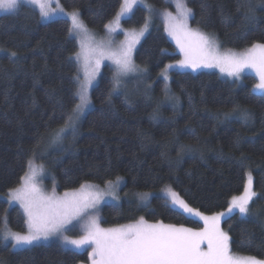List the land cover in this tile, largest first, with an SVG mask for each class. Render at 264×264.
<instances>
[{
    "label": "trees",
    "instance_id": "16d2710c",
    "mask_svg": "<svg viewBox=\"0 0 264 264\" xmlns=\"http://www.w3.org/2000/svg\"><path fill=\"white\" fill-rule=\"evenodd\" d=\"M146 1L172 8L166 0ZM122 2L59 0L97 32L105 29ZM187 6L193 13L190 26L213 36L222 48L264 44V0H187ZM147 14L139 5L123 26L139 28ZM70 27L66 18L42 22L38 12L24 3L16 12L0 15V226L7 214L13 230H26L21 211L1 196L20 185L33 158L44 161L50 175L46 184L58 192L122 177L124 192L170 188L203 214L226 210L231 197L242 193L250 172L258 194L250 214L242 217L234 212L220 226L230 237L232 253L264 260V93L252 91L253 75L235 79L215 70L173 71L165 88L158 74L180 54L161 20L155 19L134 54L148 79L126 93L112 91L113 69L103 66L90 92L92 107L75 133L64 138L62 148L47 154L54 133L78 101L74 93L79 48L68 34ZM12 52L17 54L15 62L9 59ZM234 106L249 117L245 120L233 112ZM100 216L104 227L144 217L147 222L202 228L198 220L174 211L161 195L152 196L145 206L129 199L104 204ZM88 260L87 251H73L57 242L13 249L0 240L2 264H87Z\"/></svg>",
    "mask_w": 264,
    "mask_h": 264
},
{
    "label": "snow or ice",
    "instance_id": "6c2138e0",
    "mask_svg": "<svg viewBox=\"0 0 264 264\" xmlns=\"http://www.w3.org/2000/svg\"><path fill=\"white\" fill-rule=\"evenodd\" d=\"M24 2L38 7L42 19H47L51 15L47 0H24ZM140 3H144V0H123L115 23L119 25L122 18H130L133 6ZM20 6L21 0H0V11L2 12H16ZM145 7L150 13V6L145 4ZM175 7L177 9L175 16L172 13H165V31L175 40L183 57L176 62L177 65L190 67L193 70L199 67H217L222 73L235 77V79H240V74L245 69H252L259 80L254 85L253 91L264 93V44L254 43L240 54L231 50L221 53L213 36L189 27L188 20L193 13L192 9L187 6V0H175ZM60 11L63 10L60 9ZM70 18L72 26L68 30L69 36L74 32L79 34L87 31L79 19L78 12H73ZM109 27L105 25L106 29ZM148 28L149 19L146 17L140 31L131 34L126 48L116 53H107L116 64L112 91H116L120 77L138 71L132 61L131 52ZM91 53L95 56V66L88 63L86 58L85 79L80 82L74 93L78 96L79 102L71 110L64 126L54 133V143L61 140L69 129L74 131L76 121L86 109L91 107L88 90L99 70L100 60L106 55V46L101 43L91 49ZM16 55L12 52L9 59L15 62ZM79 58L78 54L77 59ZM172 67L174 65H165L162 70L161 75L165 80L168 79L167 72ZM77 79H79L78 76ZM233 112H240L239 107L234 106ZM240 115L246 120L250 114L243 111ZM28 168L29 170L20 177V186L11 190L9 198V203L14 200L22 208L27 231L21 233L5 229L0 233V240H10L13 248L23 249L40 240L59 235L63 237L64 243L71 244L77 249L91 245L92 251L88 254L91 264H264V261H258L255 257L234 255L230 248V237L220 227L221 218L226 214H233L236 211L242 217L250 214V204L258 196L253 190L250 172L246 174L247 180L243 194L231 198L227 213L206 216L190 207L175 191L170 188L167 190L174 211L182 209L184 213L197 216L204 221V228L194 231L182 226L165 225L161 222L149 223L144 217H140L134 223L102 228L98 218L92 213L105 196L119 199L116 192L120 184L119 178L115 183L106 182L104 191H93V185L82 183L79 189L66 191L62 196H56L54 191L51 195H45L38 186L37 173L32 167L31 160L28 162ZM138 196L141 201H147V193H141ZM81 220H85L82 226L84 235L78 239H69L64 235L68 225L73 221ZM202 244H206L207 248L203 249Z\"/></svg>",
    "mask_w": 264,
    "mask_h": 264
},
{
    "label": "rangeland",
    "instance_id": "374dc122",
    "mask_svg": "<svg viewBox=\"0 0 264 264\" xmlns=\"http://www.w3.org/2000/svg\"><path fill=\"white\" fill-rule=\"evenodd\" d=\"M168 3H170L172 5V8L169 9V8H157L151 4H149L146 0H144V3H140V4H136L133 6V10L132 12L134 11V9L137 7V6H143L145 7V4L150 6L151 8V12L149 13V9L146 8L148 14H147V18L149 19V28H148V31L144 33V35L142 37H140L139 39V42L135 45V47L132 49V52H131V56H132V61L133 63L137 66L138 68V71H135V72H131V73H128L127 75H123L122 77H120V83L119 85L116 86V91L117 89L120 90L122 93H126L127 91H129L130 88H137L138 84L139 83H143L145 82L147 79H148V73H147V70L145 67L143 66H140L138 65L135 60H134V54H135V51L137 49V46L139 45L140 41L142 40V38L149 32L150 28H151V25H152V22L155 20V19H159L161 20L162 24H163V28H164V32L165 34L167 35L168 39L175 45L176 47V50L178 51V53L180 54V58L178 60H174V61H169L168 63H166V65H174V67L170 68L167 72V76H168V79L165 80L163 78V76L161 75V72L158 74V77L160 79H162L164 81V84H165V88H167L169 86V83H170V74L171 72L173 71H188V72H193V73H197V72H200V71H207V70H215V71H218L220 73H222L220 71L219 68L217 67H210V68H205V67H199L197 68L196 70H193L192 68L190 67H180L179 65H177V61L183 59L181 53H180V49L177 47V44L175 42V40H173L168 34L167 32L165 31V13L168 12V13H172L174 16L177 14V9L175 7V0H166ZM48 2V10L50 11L51 15L47 18V19H42L41 16H40V10L38 7L36 6H33L31 4H28L30 5L31 7H33L37 12H38V15H39V18L42 22H45V21H49V20H53L55 18H66L70 21L71 23V26H72V22H71V14L73 12H77V11H67L66 9H64L60 3H59V0H47ZM21 3H24V4H27L24 2V0H21ZM123 3V2H122ZM60 9H62L63 11H60ZM120 11V8L118 10V12ZM117 12V13H118ZM132 12L130 13V16L132 14ZM6 12H2L0 11V15L1 14H5ZM8 13V12H7ZM116 13V15H117ZM116 15L115 17L107 24L109 25L110 27L109 28H105L102 32H97L95 30H92L88 27H86L85 25V28H86V32H81L79 34H76L75 32L73 33L72 36L75 37L76 41H77V44H78V52L75 56V61H76V64H77V75H76V84H77V89L79 87V84L81 81H83L85 79V72H84V64H85V60L86 58L88 59V63H90L93 67L95 66V56L91 53V49L95 48L97 45L103 43L105 46H106V55L104 56V58H102L100 60V64H99V70L98 72L96 73V76H95V79L93 80L92 84L89 86V90H88V95H89V99H90V92H91V89L93 88V86L96 85V83L98 82V79H99V76L101 74V70H102V67L103 66H106V65H109L112 67L113 69V74L114 72L116 71V64L114 63V60L109 58V56L107 55V53L111 52V53H116V52H119L122 48H126L127 47V44L129 42V40L131 39V34L133 32L135 33H138L140 31V29L143 27V25L139 28H126L123 26V20L126 19L127 17L125 18H122L119 25H117L115 23V18H116ZM191 18V17H190ZM190 18L188 20V25L191 29L193 30H198L196 28H193L190 26ZM79 19L81 20L80 16H79ZM82 21V20H81ZM83 23V22H82ZM145 23V22H144ZM84 24V23H83ZM200 31V30H199ZM202 32V31H201ZM204 33V32H203ZM206 34V33H205ZM218 43V42H217ZM219 45V51L221 53H225V52H228L229 50H231L232 52L234 53H237V54H240L242 53L245 49H242V50H234V49H226V48H222L220 46V44L218 43ZM79 54V60L77 59V56ZM164 69V68H163ZM162 69V70H163ZM222 74H225V73H222ZM244 74H250V75H253V77L255 78L256 80V84L259 82L258 80V77L255 73L254 70L252 69H245L241 74H240V77ZM77 76L79 77V79H77ZM235 78V77H234ZM126 86H128V90L126 88ZM130 87V88H129ZM254 89V87H253ZM252 89V91H253ZM254 92V91H253ZM254 93L256 94H263L259 91H255ZM77 103L79 102V98L77 96ZM91 101V99H90ZM91 107H92V104H91ZM90 107V108H91ZM89 108V109H90ZM89 109H86L84 114L79 118L78 121H76V126H75V130H76V127H77V124L78 122L80 121V119L85 115V113L89 110ZM62 128V127H61ZM75 130H71L69 129L64 135H63V138L61 140H59L58 142H53V137L51 139V142L50 144L48 145V148H47V154L51 151H56V150H60L63 146V141H64V138L68 137V136H72L74 133H75ZM32 167L35 169L36 173H37V183H38V186L41 188L42 192L45 194V195H51L53 193V191L55 192V195L56 196H62L66 191H74V190H77V189H72V190H66V191H63V192H58L56 189H55V186L53 184H50V185H47L46 184V180L47 179H50V175H49V172L47 170V167L44 163V161H41V160H37L36 158H33L32 160ZM29 170V168L27 167V171ZM249 173V172H248ZM252 175V174H251ZM119 178L120 180V184H119V187L116 189V192H117V195L119 197V199H112L111 196H105L104 199H102L99 204L97 205V208L96 210L92 213L93 215H95L98 220H99V224H100V227L102 228H111V227H104L101 225L100 223V219H101V216H100V213H101V207L104 205V204H107V203H119L121 202L122 200L124 199H129V200H134L136 201L137 203H139L140 205L142 206H145L149 203L150 199L152 196L154 195H161L163 196L167 202L169 203V205L173 208L172 206V203H171V199L169 197V194H168V189L169 188H166V189H163L159 192H142V191H135V192H130V193H127V192H124L123 191V187H124V179L122 177H117ZM117 178L112 180L113 183H115L117 181ZM246 180H247V175H246ZM246 180H245V183H246ZM252 180H253V177H252ZM21 184V183H20ZM87 184H90V185H93V191H96V190H100V191H104L106 190V184L104 185H95V184H91V183H87ZM20 186V185H19ZM18 186V187H19ZM253 187V185H252ZM173 191V190H172ZM244 191V189H243ZM243 191L242 193H240L239 195H236V196H240L243 194ZM11 192V191H10ZM10 192H8V194L4 195V196H1L3 199H5L9 206H17L18 209L21 211V213L23 214L24 216V213H23V210L22 208L20 207L19 203H17L16 201H12L11 203H9V198H10ZM141 193H147L148 194V198H147V201H141L139 199V196L138 194H141ZM179 196V195H178ZM180 197V196H179ZM181 198V197H180ZM232 198V197H231ZM231 201V199L229 200V202ZM229 207V205H228ZM228 209V208H227ZM227 209L222 211V212H219V213H227ZM181 213L185 214L186 216L188 217H191V218H194L196 220H198L201 224H202V228H204V221L201 220L199 217L197 216H192V215H189L187 213H184L183 210H179ZM238 212V211H236ZM239 213V212H238ZM215 214H218V213H215ZM206 216H212L214 214H204ZM230 214H226L225 216H223L221 218V221L223 219H225L226 217H228ZM25 218V216H24ZM87 218H85L86 220ZM85 220H81V221H73L72 224L68 225L67 226V230L64 232V235L69 237V239H78L80 236L84 235V231H83V224L85 222ZM134 223V222H132ZM149 223H156V222H149ZM130 224V223H128ZM221 224V222H220ZM126 225V224H124ZM166 225V224H165ZM119 226V225H118ZM112 227H116V226H112ZM179 227V226H177ZM221 227V226H220ZM5 229H9L11 230L12 232H18L16 230H13L9 224H8V218H7V214H4L3 218H2V223H1V226H0V233H2L3 230ZM27 231V226H26V230L24 232ZM196 231V230H194ZM198 231V230H197ZM24 232H21V233H24ZM5 243H10L11 247H12V243L11 241H3ZM49 242H57L59 243L60 245H62L63 247L67 248V249H70V250H73V251H77V252H81V251H87L88 254L89 252L92 251V246L91 245H85L79 249L75 248L74 246H72L71 244H66L64 243L63 241V237L62 236H59V235H54V236H51L49 237L47 240H40L39 242H37L36 244H39V243H49ZM230 242V241H229ZM35 245V244H34ZM32 246V245H31ZM30 247V246H29ZM201 247L203 249H206L207 248V245L206 244H202ZM13 248V247H12ZM13 249H18V248H13ZM234 254V253H233ZM234 255H237V256H242V257H247V256H243V255H238V254H234ZM89 257V255H88ZM258 261H264L263 259L262 260H258ZM87 264H91L90 260H88V263Z\"/></svg>",
    "mask_w": 264,
    "mask_h": 264
}]
</instances>
